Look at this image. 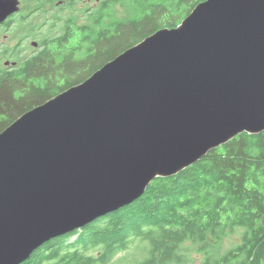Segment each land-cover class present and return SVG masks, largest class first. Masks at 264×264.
<instances>
[{
  "label": "water",
  "instance_id": "1",
  "mask_svg": "<svg viewBox=\"0 0 264 264\" xmlns=\"http://www.w3.org/2000/svg\"><path fill=\"white\" fill-rule=\"evenodd\" d=\"M263 131L264 0H204L0 132V264Z\"/></svg>",
  "mask_w": 264,
  "mask_h": 264
},
{
  "label": "trees",
  "instance_id": "2",
  "mask_svg": "<svg viewBox=\"0 0 264 264\" xmlns=\"http://www.w3.org/2000/svg\"><path fill=\"white\" fill-rule=\"evenodd\" d=\"M202 1L81 8L67 0L62 33L0 76V132L157 30L177 27ZM228 232L239 240L221 252ZM135 244L145 252L138 264H264V131L242 132L178 174L157 177L131 204L44 243L21 264H110ZM193 248L200 263H192Z\"/></svg>",
  "mask_w": 264,
  "mask_h": 264
},
{
  "label": "flooded vegetation",
  "instance_id": "3",
  "mask_svg": "<svg viewBox=\"0 0 264 264\" xmlns=\"http://www.w3.org/2000/svg\"><path fill=\"white\" fill-rule=\"evenodd\" d=\"M42 1L45 2L44 4L50 6L51 9H54V15L52 17L41 18L37 25L32 26L30 33L27 34L26 37H23L20 42L16 43L15 45L10 47V45L6 43V40L0 42V51H2L0 53V76L6 75L9 72L17 69L19 67V57H26L30 55L31 52L27 53V51H34V53L38 52L42 48L44 41L54 38L53 35L55 32L57 35L61 34L62 24L71 20V10L66 7L67 0H52V2H50L51 0ZM100 1L101 0H97L96 2L98 3ZM77 6L80 7L79 0ZM20 13L21 21H18L20 15L14 14L4 22L0 23V37L2 36V38H5L9 34L8 31L4 37L2 34L3 29H9L14 24L21 23V25H23L28 23L27 21L31 18V16H26L22 12ZM83 19L84 18L81 20Z\"/></svg>",
  "mask_w": 264,
  "mask_h": 264
},
{
  "label": "rangeland",
  "instance_id": "4",
  "mask_svg": "<svg viewBox=\"0 0 264 264\" xmlns=\"http://www.w3.org/2000/svg\"><path fill=\"white\" fill-rule=\"evenodd\" d=\"M21 11L26 16H31V18L25 23L21 25L14 24L9 29L5 28L2 30V34L5 37V34L9 31V34L2 38L0 37V42L6 40L11 46L20 42L23 37H26L27 34L30 33V30L33 25H37L41 18L52 17L54 15V9H51L50 6L44 4L43 1L37 2L36 0H21ZM80 7H86L89 5H97V0H79ZM51 9V10H50ZM123 9L121 7L116 8L117 15H122ZM18 12L16 15H20ZM8 41H7V39ZM2 51H0L1 53ZM33 53L34 51H27V53ZM16 59V58H13ZM18 62V60H17ZM224 246L220 244V251L224 252L226 249L231 247L233 242H237L239 240V235L237 233H232L229 235V232L224 236ZM145 256V252L139 247L138 244L132 245L131 248L127 251L121 252L118 254L115 259L110 264H138L141 260H143ZM191 257L194 262L200 263L203 255H201L195 248L191 250Z\"/></svg>",
  "mask_w": 264,
  "mask_h": 264
},
{
  "label": "bare ground",
  "instance_id": "5",
  "mask_svg": "<svg viewBox=\"0 0 264 264\" xmlns=\"http://www.w3.org/2000/svg\"><path fill=\"white\" fill-rule=\"evenodd\" d=\"M115 212V211H114ZM82 228V227H81ZM81 228H79V229H81ZM36 250V249H35Z\"/></svg>",
  "mask_w": 264,
  "mask_h": 264
}]
</instances>
